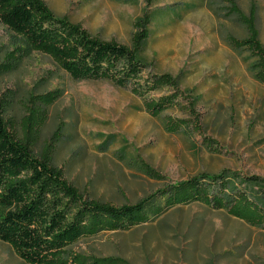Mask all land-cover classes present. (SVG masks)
Wrapping results in <instances>:
<instances>
[{
    "label": "rangeland",
    "instance_id": "obj_1",
    "mask_svg": "<svg viewBox=\"0 0 264 264\" xmlns=\"http://www.w3.org/2000/svg\"><path fill=\"white\" fill-rule=\"evenodd\" d=\"M44 2L55 18L131 50L140 30L148 29L147 40L137 43L145 75L178 78L182 105L194 100L195 114L154 116L128 89L73 80L55 59L0 24L5 119L18 124L30 96L59 94L47 110L36 156L55 145L52 163L64 179L83 197L117 207L200 175L222 176L230 192L264 206V188L252 181L264 179V80L251 54L227 41L245 37L235 6L244 15L255 10L264 46V0ZM147 18L149 27L135 25ZM167 119L181 121L182 131H168ZM68 253L124 264H264V228L234 219L225 208L189 203L164 208L129 231L83 238ZM0 264L26 263L0 241Z\"/></svg>",
    "mask_w": 264,
    "mask_h": 264
},
{
    "label": "trees",
    "instance_id": "obj_2",
    "mask_svg": "<svg viewBox=\"0 0 264 264\" xmlns=\"http://www.w3.org/2000/svg\"><path fill=\"white\" fill-rule=\"evenodd\" d=\"M232 13L245 37L229 38L228 44L248 51L264 80V46L255 10L244 15L232 6ZM150 22L147 18L135 25L149 27ZM0 24L21 37L29 48L55 59L73 80H105L128 89L154 116L168 110L195 114L194 100L182 105L178 78L145 75V67L137 58V43L147 40L148 29L140 30L131 50L101 41L80 26L55 18L44 0H0ZM58 98L59 94L30 96L26 114L18 124L5 119L9 99L0 98V241L10 245L24 263L124 264L113 258L71 254L68 248L102 232L129 231L174 205L199 203L216 210L225 208L234 219L264 228V206L244 192H230L222 176L200 175L133 205L117 207L83 197L53 165L55 145H44L38 156L33 151L47 121V110ZM182 127L181 121H166L165 128L172 133L181 132ZM252 181L264 188V179Z\"/></svg>",
    "mask_w": 264,
    "mask_h": 264
}]
</instances>
